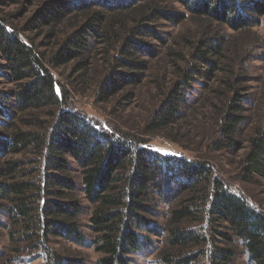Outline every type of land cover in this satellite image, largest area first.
<instances>
[{
	"label": "trees",
	"instance_id": "obj_1",
	"mask_svg": "<svg viewBox=\"0 0 264 264\" xmlns=\"http://www.w3.org/2000/svg\"><path fill=\"white\" fill-rule=\"evenodd\" d=\"M41 1L20 25L0 10V77L12 86L0 98V238L7 241L0 264H132L131 255L150 249L161 264H239L240 253L247 264H264V210L209 161L161 153L145 138L179 123L192 83L214 79L190 113L210 110L214 151L245 149L239 181L264 180V119L245 147L238 137L248 120L238 42L259 24L264 3ZM155 21L195 29L169 45ZM146 38L165 45L175 78L141 132L103 128L77 112L74 95L92 90L107 103L142 83L152 48ZM179 135L166 134L174 143ZM73 246H91L94 260Z\"/></svg>",
	"mask_w": 264,
	"mask_h": 264
},
{
	"label": "rangeland",
	"instance_id": "obj_2",
	"mask_svg": "<svg viewBox=\"0 0 264 264\" xmlns=\"http://www.w3.org/2000/svg\"><path fill=\"white\" fill-rule=\"evenodd\" d=\"M8 1L11 2V5H1L0 10L15 14V22L19 25L32 17L38 10L39 2H42L41 0H3L2 4ZM260 1L264 3V0ZM175 2V0H167L165 4H174L173 6L176 8H180ZM153 25L169 45L172 44V40L179 32H185L186 28H189L190 32L192 28L195 29L189 23L186 25V28L182 25H173L164 21H155ZM225 34L240 37L239 34H234L228 29H226ZM240 38L241 40L238 44L242 46L240 51L244 60L242 64L243 68L239 67V69L241 68L240 71H243V86L248 89V97L244 103L245 114L248 116V120L239 127L238 137L242 142V146L245 147L247 145L246 139L249 135V130L257 121L264 119V14L259 17V24L248 31V37L246 36L244 39ZM143 40L152 48L150 50L151 56L148 58L149 68L144 72L145 79L142 83L133 89H124L107 103L97 102L92 90H89L85 94L74 95L71 105L77 112L100 123V126L103 128H108L110 125L122 131L129 130L136 134L141 132V128L145 125L153 110L158 106L162 91L166 90L170 86V82L175 78L174 75L172 76L169 61L164 55L165 45L149 38ZM232 55L233 53H231ZM95 59H98V57ZM100 68L99 64H96V68L92 73L97 74V70ZM67 71L63 72L67 73ZM204 84L210 86L217 85L214 79L198 78L191 84V89L187 91L188 108L185 109V115L179 123L172 126L171 129L162 131L152 137L145 136V138L150 141L153 148L161 153L209 161L211 165L213 164L214 172L217 175L223 177L227 183L231 184L232 188H238L254 206L264 210V180L239 181L240 175L237 172L238 158L239 154L245 149L238 152L214 151V147L211 144L214 124H212L213 121L210 119V110L202 109L198 111L199 113L196 116L190 113V109L197 107L202 100V96L205 93ZM10 88H12L11 84L5 82L3 77H0V98H3L2 94ZM0 103L4 104L1 101ZM11 105L12 103L8 105L6 103L5 107H11ZM131 128L134 130H130ZM175 131L180 134L178 137L180 139L179 143L172 142L166 136V134L168 135ZM84 206L85 210L80 215V219L81 224L86 230L89 206L86 203ZM159 212V222L162 224L166 217L165 204L159 205ZM6 242L5 237L0 238V250L5 247ZM156 245H160L159 239ZM58 246L56 245L55 248H58ZM59 248L61 247L59 246ZM73 248L81 249L83 254L87 255V262L94 260L95 254L92 252L91 246H86L85 248L73 246ZM244 257V254L240 253L239 264H247ZM131 259L132 264H161L153 249L137 252L131 255ZM32 264H44V262L36 260Z\"/></svg>",
	"mask_w": 264,
	"mask_h": 264
}]
</instances>
